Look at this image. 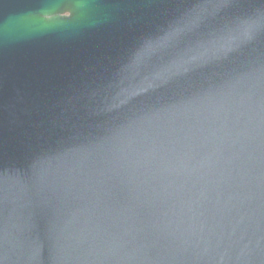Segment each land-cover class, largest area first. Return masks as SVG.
I'll return each mask as SVG.
<instances>
[{
  "label": "water",
  "instance_id": "water-1",
  "mask_svg": "<svg viewBox=\"0 0 264 264\" xmlns=\"http://www.w3.org/2000/svg\"><path fill=\"white\" fill-rule=\"evenodd\" d=\"M0 264H264V0H0Z\"/></svg>",
  "mask_w": 264,
  "mask_h": 264
}]
</instances>
